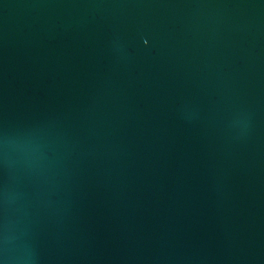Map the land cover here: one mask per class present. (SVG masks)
<instances>
[{"label": "water", "instance_id": "water-1", "mask_svg": "<svg viewBox=\"0 0 264 264\" xmlns=\"http://www.w3.org/2000/svg\"><path fill=\"white\" fill-rule=\"evenodd\" d=\"M0 264H264V0H0Z\"/></svg>", "mask_w": 264, "mask_h": 264}]
</instances>
